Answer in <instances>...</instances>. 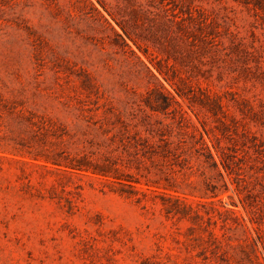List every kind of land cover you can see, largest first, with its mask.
I'll list each match as a JSON object with an SVG mask.
<instances>
[{"label": "rangeland", "instance_id": "1", "mask_svg": "<svg viewBox=\"0 0 264 264\" xmlns=\"http://www.w3.org/2000/svg\"><path fill=\"white\" fill-rule=\"evenodd\" d=\"M0 264H264V0H0Z\"/></svg>", "mask_w": 264, "mask_h": 264}]
</instances>
